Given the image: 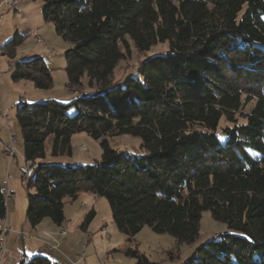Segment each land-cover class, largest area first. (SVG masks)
<instances>
[{"label":"trees","instance_id":"1","mask_svg":"<svg viewBox=\"0 0 264 264\" xmlns=\"http://www.w3.org/2000/svg\"><path fill=\"white\" fill-rule=\"evenodd\" d=\"M42 1L44 20L72 45L65 52L68 86L82 88L86 75L94 91L18 106L30 167L24 175L35 190L26 221L35 227L48 217L62 226L65 199L91 191L108 200L130 239L149 225L191 244L210 211L227 231L181 264H264V0ZM24 35L15 32L2 47L14 60L12 77L48 88L53 78L41 56L15 61ZM130 40L142 53L168 47L115 80ZM80 131L102 138L101 159L52 162L46 140L53 137L52 156L71 154L72 135ZM123 134L139 136L142 150L114 148L109 138ZM7 215L0 185V222ZM95 216L91 209L80 228L87 230ZM18 264L54 263L35 255Z\"/></svg>","mask_w":264,"mask_h":264},{"label":"rangeland","instance_id":"2","mask_svg":"<svg viewBox=\"0 0 264 264\" xmlns=\"http://www.w3.org/2000/svg\"><path fill=\"white\" fill-rule=\"evenodd\" d=\"M24 2L23 15L16 17V10L8 9L0 0V41H2L0 44V73H2L0 76V142L9 147L12 146V143L16 146L15 156L10 157L0 145V185L6 190L8 208L16 210V219L19 223L26 220L28 194L35 193V190L28 189L27 174L24 175V172L28 173L29 170L23 155V137L16 115L18 106L24 103L30 104L55 99L54 97L69 93L72 96L71 99L77 94H91L94 91L86 75L82 78V88L67 86L65 52L72 46L71 43L57 34L52 22L44 20V2L42 0H24ZM28 27H31L35 33L27 34L17 45L16 57L32 59L41 56L51 69L53 78L51 86L48 88H39L33 81L27 79L14 80L13 69H10L13 68L14 60H10L7 55L2 54L4 43L13 37L16 28L23 34L28 32L25 30ZM9 33L12 35L6 36ZM129 42L131 50L115 68L113 75L115 80L123 81L129 75L135 74L134 70L141 60L165 51L168 47L167 43H160L142 53L135 48L133 41ZM7 78H10L11 85L6 83ZM57 99L69 101V98ZM249 109L247 107L245 110L249 111ZM69 113H75V109L71 108ZM239 120L240 122L244 121L242 117ZM227 124H229L228 121L222 119L221 125L224 127ZM101 141L100 137L95 138L86 131H80L72 135L71 154L52 156V136L46 140V148L48 156L51 158L65 159L73 164H93L101 159L103 151ZM109 142L120 151L142 150L141 138L131 134L110 137ZM34 174L35 170H30L29 176L32 177ZM8 192H13L12 197H8ZM91 202L92 199L89 200V197L83 192L75 200L66 198L64 209L66 220L61 228L54 225L55 223L48 217L35 227L27 223L33 235L29 236V231H26L24 241L22 239L18 243V249L27 257L47 256L54 264H75V260L79 256L84 257L81 264H139L138 257L127 253L129 250H135L139 254L145 255L154 264H181L191 257L201 244L213 236L227 231V226L224 223L217 222L213 219L211 212L206 211L200 222L199 237L194 243L179 244L172 235L155 232L149 225H145L130 239L118 229L113 220L109 202L105 197H99L98 201L94 202L96 216L88 229L83 230L80 228V224L90 211L86 208ZM51 238L59 239V249L52 248L49 243Z\"/></svg>","mask_w":264,"mask_h":264},{"label":"crops","instance_id":"3","mask_svg":"<svg viewBox=\"0 0 264 264\" xmlns=\"http://www.w3.org/2000/svg\"><path fill=\"white\" fill-rule=\"evenodd\" d=\"M24 0H20V3L18 4V6L14 9V10H16V12H15V15H16V17L17 16H21V15H23V6H24ZM43 6H44V4H43ZM25 30H27L28 32L27 33H23L22 35H24V34H26V36H27V34H30V33H35V31H33L32 29H31V27H28V28H26ZM30 31V32H29ZM15 32H17V33H19V34H21V32H20V30L18 29V28H16V31ZM15 34V33H14ZM12 35V33L10 34H8V35H6V36H11ZM25 36V35H24ZM5 37V36H4ZM7 37V38H8ZM10 39V38H9ZM1 42L2 41H0V44H1ZM4 51V50H3ZM2 54H5L4 52L2 53ZM17 56V55H16ZM16 60H19L17 57L15 58V61ZM10 69H12V68H10ZM1 74L2 73H0V76H1ZM6 83H8L9 85H11L10 84V78H7V80H6ZM68 86V85H67ZM70 88V87H69ZM71 94L69 93L68 95H63V96H58V97H54L55 99H57V98H60V99H62V98H69L70 99V97H72V96H70ZM77 95H80V94H77ZM22 100V99H21ZM38 101V100H37ZM1 143L2 142H0V145H1ZM52 162H61V163H66V162H68V163H72L71 161H67V160H65V159H53V161ZM6 191V190H5ZM83 193H85V195H87V197H89V200L90 199H92V202H91V204L89 205V207H87L86 208V210H88V209H94L95 210V203L98 201V198L100 197L98 194H96V193H93V192H91V191H89V192H83ZM13 194V192H11V195ZM79 195H81V193L79 194ZM12 197V196H11ZM95 202V203H94ZM12 205H14V204H12ZM26 222V223H25ZM25 222H23V223H19V221L16 219V210L14 209V210H12V209H10L9 210V208H8V215H7V224L9 225V226H11L12 227V230L10 231V232H8L6 235L4 234V233H2V228H3V226H4V223L3 222H0V241L2 240V239H5V242H6V246H7V248L9 249V251H10V253H9V257H8V259L7 260H4L1 264H18V261L23 257V256H26L25 254H23V252L20 250V249H18V247H19V245H18V243L23 239V241H24V233L26 232V231H29V236H32L33 235V232L32 231H30L31 229L30 228H28V222L25 220ZM28 223V224H27ZM54 225H56V224H54ZM57 227H59V228H61L62 226H58V225H56ZM51 245H52V248H55V249H59V247H60V242H59V239L57 240V239H53V238H51V241L49 242ZM27 257V256H26ZM77 260L78 259H76L75 260V264H81L82 263V261H84V260H82L81 262H79V263H76L77 262Z\"/></svg>","mask_w":264,"mask_h":264},{"label":"built area","instance_id":"4","mask_svg":"<svg viewBox=\"0 0 264 264\" xmlns=\"http://www.w3.org/2000/svg\"><path fill=\"white\" fill-rule=\"evenodd\" d=\"M19 3H20V0H2V4H4L8 9H15L18 6ZM12 141H13V138H12ZM1 147L3 148V150H4V152L6 154L10 155V157L15 156V154H16V146L13 143H12V146L9 147V146H7V144L2 142L1 143ZM29 168L30 167H28V169ZM8 197H11V192H8ZM11 230H12V227L7 224V219H6L5 222H4V226H3V233L6 235ZM64 233H65V231H64ZM9 253H10V251H9V249L6 246L5 239H2L0 241V264L4 260L8 259ZM82 260H84V257L83 256H79V258H78L76 263H79Z\"/></svg>","mask_w":264,"mask_h":264},{"label":"bare ground","instance_id":"5","mask_svg":"<svg viewBox=\"0 0 264 264\" xmlns=\"http://www.w3.org/2000/svg\"><path fill=\"white\" fill-rule=\"evenodd\" d=\"M28 164V163H27ZM60 232H62V231H60ZM107 236V235H106ZM52 237V236H51Z\"/></svg>","mask_w":264,"mask_h":264}]
</instances>
